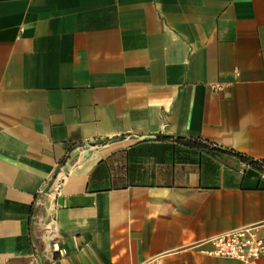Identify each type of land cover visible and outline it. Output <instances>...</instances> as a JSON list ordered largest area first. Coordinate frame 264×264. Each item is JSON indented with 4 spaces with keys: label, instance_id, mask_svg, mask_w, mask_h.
Masks as SVG:
<instances>
[{
    "label": "crops",
    "instance_id": "0c3cea01",
    "mask_svg": "<svg viewBox=\"0 0 264 264\" xmlns=\"http://www.w3.org/2000/svg\"><path fill=\"white\" fill-rule=\"evenodd\" d=\"M229 149L264 160V0H0V264H240Z\"/></svg>",
    "mask_w": 264,
    "mask_h": 264
},
{
    "label": "built area",
    "instance_id": "2783aa9c",
    "mask_svg": "<svg viewBox=\"0 0 264 264\" xmlns=\"http://www.w3.org/2000/svg\"><path fill=\"white\" fill-rule=\"evenodd\" d=\"M207 251L215 257L232 259L240 264H264V222L249 227L233 229L207 240ZM141 264H160L147 260Z\"/></svg>",
    "mask_w": 264,
    "mask_h": 264
},
{
    "label": "trees",
    "instance_id": "16d2710c",
    "mask_svg": "<svg viewBox=\"0 0 264 264\" xmlns=\"http://www.w3.org/2000/svg\"><path fill=\"white\" fill-rule=\"evenodd\" d=\"M191 144H198L199 142L197 141V139H193L191 142ZM217 148V147H216ZM219 150H222L220 148H217ZM223 151V150H222ZM228 153L236 156V158H238L240 161L247 163L248 165H251L255 168H257L260 171H264V160L261 159H253L243 153H239L236 152L232 149L227 150Z\"/></svg>",
    "mask_w": 264,
    "mask_h": 264
},
{
    "label": "water",
    "instance_id": "95a60500",
    "mask_svg": "<svg viewBox=\"0 0 264 264\" xmlns=\"http://www.w3.org/2000/svg\"><path fill=\"white\" fill-rule=\"evenodd\" d=\"M154 137H169V138H171V137H175V138H177V137H179V136H176V135H168V134H163V133H158V134H155V135H152V136H146V137H144V139L147 140V139H149V138H154ZM89 146H91V144H90V145H86V148L89 147ZM76 154H77V153L75 152L74 155H76Z\"/></svg>",
    "mask_w": 264,
    "mask_h": 264
},
{
    "label": "bare ground",
    "instance_id": "6f19581e",
    "mask_svg": "<svg viewBox=\"0 0 264 264\" xmlns=\"http://www.w3.org/2000/svg\"><path fill=\"white\" fill-rule=\"evenodd\" d=\"M60 172V171H59Z\"/></svg>",
    "mask_w": 264,
    "mask_h": 264
}]
</instances>
